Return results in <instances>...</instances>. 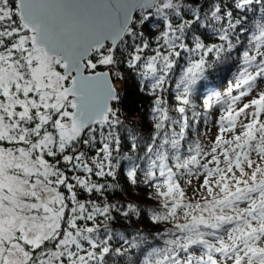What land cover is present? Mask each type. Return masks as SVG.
I'll use <instances>...</instances> for the list:
<instances>
[{"label":"snow or ice","instance_id":"snow-or-ice-1","mask_svg":"<svg viewBox=\"0 0 264 264\" xmlns=\"http://www.w3.org/2000/svg\"><path fill=\"white\" fill-rule=\"evenodd\" d=\"M198 5L0 0V264H264V0ZM149 22L161 26L154 41L139 30ZM200 28L220 43L206 44ZM238 45L235 83L208 96L213 114L197 112L196 86ZM121 63L153 97L143 157L121 152L120 96L111 71L99 70ZM201 126L216 128L209 145ZM121 160L132 184L142 173L155 189L151 219L170 229L151 238L113 229V212L139 215L105 195L115 185L101 181ZM193 177L202 180L189 197L180 181Z\"/></svg>","mask_w":264,"mask_h":264},{"label":"trees","instance_id":"trees-1","mask_svg":"<svg viewBox=\"0 0 264 264\" xmlns=\"http://www.w3.org/2000/svg\"><path fill=\"white\" fill-rule=\"evenodd\" d=\"M204 2L205 0H199V5H203ZM215 2L218 3L219 0H215ZM225 3H228V0H225ZM205 11H207V8H205ZM248 16L251 17L252 13L249 12ZM153 23L154 22L146 23L139 29L144 32L145 38L150 41L155 40L161 29L159 25L153 27ZM199 34L208 45L220 43L217 34L212 29L200 28ZM246 35L247 34H244L242 39H245ZM243 48V45H238L237 49L230 55L219 62H215L214 66L206 73V79L198 83L193 93V104L197 112H208L210 115L213 114V110L204 108V103L208 96L214 93L223 94L224 85L227 80H233L238 76L242 67L240 57ZM209 59H212L211 54H209ZM186 66L187 60L184 58V54H182L166 86L164 95L169 101H171L175 95V84ZM99 70L104 71L107 70V68L102 67ZM108 71L112 73L114 86L120 96V101L115 107L119 109V116L122 121V124L117 129L121 138V152L124 155L143 157L145 144L153 131V97L142 90L140 77L136 72L129 69L126 64H118L111 69L108 68ZM117 73L120 74L121 78H116ZM207 127L208 126H201L199 128L202 142L206 140L203 134L207 130ZM129 130L136 132L138 135V148L135 153L130 147L132 140ZM195 138L196 133L190 132L189 139ZM128 167L127 160H121L120 166L116 169V176L101 181L115 185L114 189H109L105 193L108 202L120 206L133 204L139 210V215L132 216L130 220L124 218L119 212H113V215L116 217L112 225L113 229L116 232L128 235L129 238L138 231L148 235L150 238L154 237L157 233L167 231L172 227V224L166 222L157 223L151 219L152 212L160 210V201L154 196L155 189L142 182V173L139 174V181L136 184H132L127 176ZM182 182L183 180L180 181V183ZM153 243L162 244V240L156 239ZM136 255H139V253H136Z\"/></svg>","mask_w":264,"mask_h":264},{"label":"rangeland","instance_id":"rangeland-1","mask_svg":"<svg viewBox=\"0 0 264 264\" xmlns=\"http://www.w3.org/2000/svg\"><path fill=\"white\" fill-rule=\"evenodd\" d=\"M104 71H108V68H107V70H104ZM237 77L235 79H233V80H230V79L227 80V82L224 85L223 94L226 93L227 88H229L230 86H232L235 83ZM206 131H207V136L205 137L206 140L204 142H202V143L205 144V145H209L211 137H213L216 134V128L215 127H211V130L208 131V127H207ZM201 180H202V178L193 177L191 184H188L186 182V180H183V182L181 184H182L183 188L185 189V191H186V193H187V195L189 197H191L193 195L194 191H196L199 188V184H200Z\"/></svg>","mask_w":264,"mask_h":264},{"label":"water","instance_id":"water-1","mask_svg":"<svg viewBox=\"0 0 264 264\" xmlns=\"http://www.w3.org/2000/svg\"><path fill=\"white\" fill-rule=\"evenodd\" d=\"M114 83V82H113Z\"/></svg>","mask_w":264,"mask_h":264}]
</instances>
